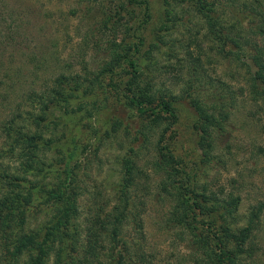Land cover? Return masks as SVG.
Masks as SVG:
<instances>
[{
	"label": "trees",
	"instance_id": "16d2710c",
	"mask_svg": "<svg viewBox=\"0 0 264 264\" xmlns=\"http://www.w3.org/2000/svg\"><path fill=\"white\" fill-rule=\"evenodd\" d=\"M74 2L72 17L90 22L88 33L82 35L84 43L105 47L110 62L100 74H58L42 91L27 93L26 111L1 123L0 264H150L144 203L137 194L141 185L149 191L144 181L151 173L157 177V197L169 205V228L188 243L197 264H244L253 258L261 211L244 219L240 195H220L209 184L200 185L198 176L182 165L167 143L168 134L181 121L177 105L190 100L202 163L215 167L221 163L216 161V138L227 131L237 104L227 85L207 81L205 87L185 90L180 98L161 91L152 80L145 81L140 55L152 20L148 0ZM188 4L209 46L203 56L219 57L235 72L231 80L242 78L244 93L259 107L264 123V0H188ZM4 37L0 30V42ZM1 49L0 44V53ZM192 60L190 71L202 79L208 74L202 56ZM104 89L123 96L142 123L134 128V141L122 159L114 199L97 193L85 213L78 175L68 168L59 173L52 169L53 162L48 167L49 154L59 148L57 133L72 104L89 95L98 97ZM146 149L153 156L149 171L142 166ZM76 156L75 146L67 167ZM37 207L46 211V219L33 226L30 218Z\"/></svg>",
	"mask_w": 264,
	"mask_h": 264
},
{
	"label": "rangeland",
	"instance_id": "374dc122",
	"mask_svg": "<svg viewBox=\"0 0 264 264\" xmlns=\"http://www.w3.org/2000/svg\"><path fill=\"white\" fill-rule=\"evenodd\" d=\"M148 1L152 20L145 29L146 45L140 55L145 81L152 80L161 91L173 92L180 98L185 90L205 87L207 81H221L231 92L229 96L237 101L227 131L216 138V161H221L216 167L203 165L199 156L190 100L183 99L177 105L181 121L168 134L167 143L172 145L182 165L198 176L200 185L209 184L213 192L220 195L222 192L240 195L244 219L261 211L258 214L261 227L256 231L255 241L258 250L253 258L245 259L244 264H264V123L260 109L244 93L242 78L231 80L235 72L219 57L209 60L208 56H203L209 52V46L204 42V30L188 0ZM74 3V0H0V30L5 35L0 42L3 46L0 125L26 111L27 93L32 89L42 91L58 74L75 73L83 77L88 73L100 74L110 62L101 43V46L84 43L82 35L88 33L90 22L80 23L72 17ZM6 39H10L9 44ZM199 56L208 70L202 79L190 71L192 59ZM108 91L104 89L98 97L89 95L72 104L57 133L59 148L49 154L48 167L53 162L52 169H58L59 173L68 168L78 175L84 192L81 206L85 213L92 207L97 193L110 201L114 199L122 179V159L134 141V128L142 123L123 96L115 90L111 94ZM75 146L76 159L67 167L69 151ZM151 152L146 149L142 154V166L148 171L153 159ZM156 181V175L151 173L148 181H144L149 191H144L141 185L137 194L138 200L144 203L142 211L150 264H197L188 243L180 233L169 228V205L157 197ZM45 219L43 208L33 209L30 218L33 226ZM128 232L133 233L131 227Z\"/></svg>",
	"mask_w": 264,
	"mask_h": 264
}]
</instances>
